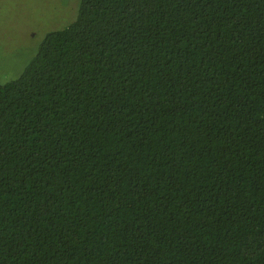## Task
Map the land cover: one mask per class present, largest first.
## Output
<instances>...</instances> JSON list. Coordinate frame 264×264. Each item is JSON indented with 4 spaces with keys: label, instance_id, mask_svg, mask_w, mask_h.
<instances>
[{
    "label": "trees",
    "instance_id": "obj_1",
    "mask_svg": "<svg viewBox=\"0 0 264 264\" xmlns=\"http://www.w3.org/2000/svg\"><path fill=\"white\" fill-rule=\"evenodd\" d=\"M0 84V264H264V0H77Z\"/></svg>",
    "mask_w": 264,
    "mask_h": 264
},
{
    "label": "rangeland",
    "instance_id": "obj_2",
    "mask_svg": "<svg viewBox=\"0 0 264 264\" xmlns=\"http://www.w3.org/2000/svg\"><path fill=\"white\" fill-rule=\"evenodd\" d=\"M77 0H0V84L16 78L47 32L65 25Z\"/></svg>",
    "mask_w": 264,
    "mask_h": 264
}]
</instances>
